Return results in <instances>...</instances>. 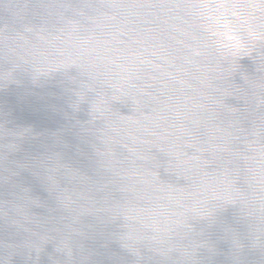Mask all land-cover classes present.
I'll return each mask as SVG.
<instances>
[{
    "label": "clouds",
    "instance_id": "9594fccd",
    "mask_svg": "<svg viewBox=\"0 0 264 264\" xmlns=\"http://www.w3.org/2000/svg\"><path fill=\"white\" fill-rule=\"evenodd\" d=\"M0 5V90L62 121L0 118V264H264V0L149 5L200 33L160 83L90 34L121 5Z\"/></svg>",
    "mask_w": 264,
    "mask_h": 264
},
{
    "label": "water",
    "instance_id": "95a60500",
    "mask_svg": "<svg viewBox=\"0 0 264 264\" xmlns=\"http://www.w3.org/2000/svg\"><path fill=\"white\" fill-rule=\"evenodd\" d=\"M6 3L23 4L26 0H5ZM52 3H80L81 0H51ZM96 2V0H92ZM121 5L115 9H103L102 15L87 27L90 34L98 37L101 48L108 54L118 55L139 74L155 78L153 83L169 82L171 78L182 79L183 71L190 60L196 59L199 31L190 26V18L183 12L170 11L167 7L180 0H107ZM5 16L0 5V20ZM37 27L39 21H34ZM243 66L250 70L247 60ZM178 86V85H176ZM46 99L25 89L0 90V118L8 117L13 123L31 125L41 133L56 132L62 124L57 115L44 110ZM119 111L127 109L119 107ZM32 151H41L33 145ZM86 164V161H81ZM167 176L161 171V179ZM43 195V193H40ZM225 216L232 217L229 209ZM46 264V262H45ZM214 264H225L223 255L215 258Z\"/></svg>",
    "mask_w": 264,
    "mask_h": 264
}]
</instances>
